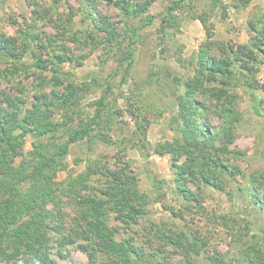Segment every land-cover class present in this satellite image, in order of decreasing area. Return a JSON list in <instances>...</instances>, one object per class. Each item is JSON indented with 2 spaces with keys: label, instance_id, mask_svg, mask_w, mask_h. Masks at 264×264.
I'll list each match as a JSON object with an SVG mask.
<instances>
[{
  "label": "rangeland",
  "instance_id": "1",
  "mask_svg": "<svg viewBox=\"0 0 264 264\" xmlns=\"http://www.w3.org/2000/svg\"><path fill=\"white\" fill-rule=\"evenodd\" d=\"M36 4L63 21L38 19L32 42L23 18L32 21ZM89 7L86 0H0V108L8 100L29 107L32 95L67 92L70 83L89 85L73 124L99 117L70 146L56 180L88 164L135 177L145 195L138 213L127 223L107 214L116 239L130 240L142 257L133 255L131 264H264V0H98L103 17L89 16ZM184 120L204 123L212 146L178 156L177 164L209 160L177 182L174 158L161 144L185 143ZM33 141L24 137V153ZM71 207L63 204L64 231L72 235ZM71 241L58 262L120 263Z\"/></svg>",
  "mask_w": 264,
  "mask_h": 264
},
{
  "label": "trees",
  "instance_id": "2",
  "mask_svg": "<svg viewBox=\"0 0 264 264\" xmlns=\"http://www.w3.org/2000/svg\"><path fill=\"white\" fill-rule=\"evenodd\" d=\"M86 1L90 4L89 16L94 13L104 16L98 7V0ZM35 8L30 10L31 22L25 16L23 18L28 40L32 42L37 39L38 19L47 17L49 22L54 15L57 19L61 17L57 12L53 15L43 11V14L39 5ZM96 23L98 28L110 32L104 21L97 20ZM54 45L57 46L56 43ZM6 51L13 56L19 55L11 52L8 46ZM130 55L131 51L128 52ZM55 56L58 58V55ZM67 60L71 59L68 57ZM53 71L57 72L54 68ZM42 79L47 80L46 75H42ZM95 82L99 84L98 80ZM88 87V84L77 86L70 83L66 87L67 92H52L42 98L32 95L35 102L29 107L26 101L16 103L8 100L6 108H0V264H63L57 261L55 255L63 256L65 245L73 243L71 237L84 240L80 247L91 256L103 251L118 258L120 263L117 264H131L133 255L142 258L130 240L116 239L117 228L110 225L107 218L108 212L112 211L117 219L127 223L138 213L136 202L142 203L145 195L139 193L135 177H121L113 171L99 172L101 166L98 165L96 170L88 164L84 171L69 175L64 181L56 180L58 172L66 168L64 159L70 146L90 134L94 130L91 123L99 117L96 112L95 118L90 121L80 120L73 124L80 117V100ZM184 97L181 95L180 99ZM40 98L43 101L38 103ZM193 102L192 98H188L187 106L195 108ZM203 125L199 121L192 123L184 120L179 131L185 143L175 139L174 142L161 144L163 151L171 153L174 158L177 182L186 171L192 174L194 163L204 166V162L209 160L200 154L202 160L188 157L185 163L177 164L179 155L193 156L194 150L200 152L212 146L208 138H203V133L209 134ZM28 134L34 141L32 149L24 153L22 145ZM193 138L198 140L194 146L189 145ZM98 161L95 160V163ZM94 176L106 178L99 181L93 179ZM92 181L101 186L96 182L92 184ZM86 190L88 194H82ZM59 196H66L69 200L63 202ZM68 202L75 211L73 225L69 226L72 235L64 231L63 204Z\"/></svg>",
  "mask_w": 264,
  "mask_h": 264
}]
</instances>
